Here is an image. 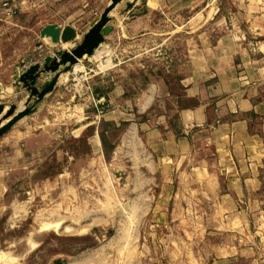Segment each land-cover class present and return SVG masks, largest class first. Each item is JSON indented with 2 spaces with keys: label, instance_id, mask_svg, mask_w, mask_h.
Instances as JSON below:
<instances>
[{
  "label": "rangeland",
  "instance_id": "obj_1",
  "mask_svg": "<svg viewBox=\"0 0 264 264\" xmlns=\"http://www.w3.org/2000/svg\"><path fill=\"white\" fill-rule=\"evenodd\" d=\"M204 1L218 4V16L226 21L240 22L241 45L255 53L251 40L264 39V31L248 28L246 20L253 19L255 25L263 11L246 16L230 10L247 2L264 5V0ZM127 3L131 6L126 7ZM108 5L109 0H0V103L4 111L14 103L16 112L28 97L20 83L11 88L17 82L14 76L34 64L41 69L46 57L73 49L81 40H72L63 49L52 48L39 37L42 27L57 21L71 23L84 33ZM153 5V0H121L109 14L111 32L96 53L72 66L64 83L57 82L66 87L61 98L55 99L59 103L48 100L39 109L45 95L31 114L0 139V253L14 257L11 264H264V186L232 195L231 211L222 212V219L211 214L217 204L205 202L182 203L177 212L169 205L139 218L132 203L134 192L125 187L127 173L103 168L91 155L86 136L70 134L77 120L70 118L82 116L73 107L85 103V86L96 67L107 69L108 80L122 84L128 98L156 78L178 89L187 65L186 40L217 35L208 24L197 29L171 25L195 17V11L169 10L160 15ZM150 10L155 11L149 15ZM145 13L148 22L140 19ZM50 77L44 72L35 85L43 86ZM72 84L79 90H73ZM255 122L261 123L253 129L264 151V126L261 120ZM17 125L24 134L11 137ZM12 141L16 154H12ZM104 158L107 162V154ZM198 210H206L207 215L198 218Z\"/></svg>",
  "mask_w": 264,
  "mask_h": 264
},
{
  "label": "crops",
  "instance_id": "obj_2",
  "mask_svg": "<svg viewBox=\"0 0 264 264\" xmlns=\"http://www.w3.org/2000/svg\"><path fill=\"white\" fill-rule=\"evenodd\" d=\"M172 1L162 0L160 5L158 0L154 9L160 15L169 10L195 11V17L172 26L197 29L208 24L217 33L186 40L187 65L178 89L156 78L128 98L122 84L108 80L107 69L96 67L85 86V103L77 102L73 107L82 116L77 112L70 118L77 119L70 134L75 133L74 138L86 136L91 155L103 168L127 173L125 187L134 192L132 203L139 218L147 211L157 214V209L165 210L169 205L177 212L182 203L195 206L196 202H205L217 204L211 214L222 219V212L231 211L228 205H232V195L264 186L263 145L253 129L255 123L261 124L257 120L264 126V39L253 37L256 52L252 53L241 45L244 37L237 33L240 22L218 16V4L189 0L184 6L186 0L177 4ZM255 10L263 14L255 25L247 18L248 28L264 31V5L247 2L230 11L248 16ZM146 14L140 19L148 22ZM49 24L70 26L78 38L86 33L71 23L61 25L57 21L43 27ZM228 27L236 31L223 30ZM44 39L52 48L63 49L61 43L54 46L49 38ZM71 74L62 75L57 82L64 83ZM63 83H57L44 97L39 109L46 107L48 100L61 98L66 88ZM72 87L79 90L74 84ZM19 128L13 127L11 137L23 136ZM10 146L12 154L18 153L15 143ZM196 214L202 218L207 212L198 210Z\"/></svg>",
  "mask_w": 264,
  "mask_h": 264
},
{
  "label": "water",
  "instance_id": "obj_3",
  "mask_svg": "<svg viewBox=\"0 0 264 264\" xmlns=\"http://www.w3.org/2000/svg\"><path fill=\"white\" fill-rule=\"evenodd\" d=\"M120 1L121 0H109V5L104 9L100 17L89 25V29L83 35L82 40L73 49L68 51H56L53 57H46L44 59L41 69L38 64H34L26 71L13 77V80L17 81L13 86L22 83L28 93V97L22 107L23 109L18 113H15L17 106L14 103L9 105V109L6 112H4V104L0 103V139L17 121L33 112L35 105L40 102L45 95L52 91L61 75L66 74L80 59L91 55L93 51L100 46L104 38L111 32V27L108 26L110 21L109 14ZM157 1L158 0H153V6H155ZM130 6L131 3L126 4V7ZM76 36V31L70 26L60 28L55 24H49L39 31V37L41 39L49 38L53 45H57L58 43L62 45L67 44L72 40H76ZM44 72L50 73L52 77H50L43 86L37 87L35 85L36 80Z\"/></svg>",
  "mask_w": 264,
  "mask_h": 264
},
{
  "label": "bare ground",
  "instance_id": "obj_4",
  "mask_svg": "<svg viewBox=\"0 0 264 264\" xmlns=\"http://www.w3.org/2000/svg\"><path fill=\"white\" fill-rule=\"evenodd\" d=\"M78 38V36H76V39ZM44 39V38H43ZM81 40H82V38H81ZM80 40V41H81ZM71 43V42H70ZM66 46H68V44H64V45H62V47H66ZM99 48V47H98ZM95 53H96V51H95ZM92 55V54H91ZM76 67V66H75ZM61 77V76H60ZM21 85L23 86V84L21 83ZM20 108V107H19ZM9 109V105H8V107H7V109L4 111V112H6L7 110ZM18 109V108H17ZM23 108H20L19 110H17L15 113H18L20 110H22ZM11 117H13V116H11ZM10 119V118H9ZM22 119V118H21ZM20 119V120H21ZM18 122V121H17ZM55 224V223H54ZM57 225V224H56ZM13 259H14V257H10V256H8L7 254H1L0 253V261H2L1 262V264H11L12 263V261H13ZM6 260H9V261H6Z\"/></svg>",
  "mask_w": 264,
  "mask_h": 264
}]
</instances>
